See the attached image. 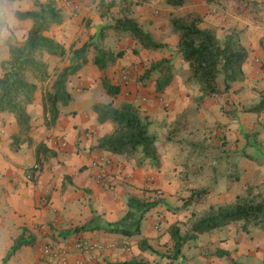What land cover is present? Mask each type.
<instances>
[{"label":"rangeland","instance_id":"1","mask_svg":"<svg viewBox=\"0 0 264 264\" xmlns=\"http://www.w3.org/2000/svg\"><path fill=\"white\" fill-rule=\"evenodd\" d=\"M47 1L50 0H40ZM53 1L62 9L65 19L63 23L53 26L51 34L65 43L67 48L80 47L86 41H91L93 36V43L99 42L106 48L122 50L124 53L115 64L101 70L93 62L95 47H90L88 64L69 78L68 89L73 99L68 105L60 106L61 113L66 110V115L68 114L63 115V121L79 123V120L90 122L93 119L95 124H99L95 119V103L113 101L114 105H120L131 101L151 116V133L156 135L158 149L162 151V154L159 153L160 166L153 164L148 158L144 159L142 153L123 156L127 165L133 168H152L153 175L149 180V187L136 188L139 192L134 194L121 190L119 193L122 199L119 204H114L117 205L118 217H121L128 209V198L131 195L160 200L161 203L147 213L142 225L143 232L146 230V234L150 236L143 237L144 240H153L156 252L149 250L147 255L141 252L138 254L137 250L134 251V245L142 240L140 236L124 238L118 234L107 244L115 249L113 254L107 255L103 260L113 263L136 257L149 262L157 261L158 264H231L214 255L217 249L222 248L228 250L238 264H264V231L259 221L247 224L238 221L199 234L184 244L182 253L177 258L174 257V242L169 233V227L174 223L181 226L183 233L190 229L211 204L231 205L238 201V196L264 197V152L257 148L255 156L246 149L248 145L258 147L259 142L264 141V117L260 116V112L253 111L264 99V60L260 54V41L264 40L261 33V28H264V0H187L185 4L175 6L170 5L167 0H129V4L117 0V6L105 17L101 16L100 0ZM125 5L130 7L129 14L151 32L154 39L164 43V47L145 49L130 33L117 31L112 27L105 29L104 39L99 38L100 27L116 23L123 16ZM201 5L202 8L199 7ZM193 6H198L197 9L203 15L204 26H209L211 19H214L216 24L211 26L216 28L221 39L228 31L241 30V38L248 47L249 54H252L251 59L256 69L246 75L245 80L234 83L225 93L202 95L200 83L190 76L189 64L178 50L179 34L172 27V19L187 14ZM37 7L36 0H0V19L3 22L0 26V76L1 61L9 57V42L19 44L24 41L32 26V20L18 19L15 11ZM235 23L237 26L231 25ZM250 25H255V28L245 36L244 32ZM165 57L171 59L173 66L174 79L170 85L176 79L178 83L172 88V92L168 93L169 86L159 93L155 85L159 72H151L149 75L146 72L154 61ZM43 58L50 63L53 73L56 67L61 70L70 63L69 57L44 54ZM105 75L113 83L121 85V94L115 99L103 86ZM54 78L38 88L36 99L39 101L30 107L33 122H42L44 118L41 113L42 98ZM12 120H15L13 113L1 112L0 128ZM44 124L46 125L45 119ZM44 124L35 127V135ZM110 127L113 131L116 123L108 121L101 128ZM33 131L32 128L28 133L11 134V131L4 139L11 141L9 146L12 150H19L13 143L27 139ZM15 135L19 137H13ZM165 150L171 151L173 155L168 162H164ZM23 152H18V159L24 156ZM40 154L44 159L48 152L42 149ZM253 162L262 163L263 170L252 179L247 171ZM42 169L43 165L37 177ZM18 177H22L20 172ZM124 180L121 185L125 187L128 181ZM116 185L105 184L110 191H115ZM109 195V199L116 202L114 194ZM200 197L202 200L197 201ZM185 202L190 203L184 205ZM167 203L171 205L168 206ZM72 242L67 241V244ZM99 255L102 256L103 252L97 257ZM41 259L44 264H52L48 255L42 251Z\"/></svg>","mask_w":264,"mask_h":264},{"label":"trees","instance_id":"2","mask_svg":"<svg viewBox=\"0 0 264 264\" xmlns=\"http://www.w3.org/2000/svg\"><path fill=\"white\" fill-rule=\"evenodd\" d=\"M15 1V0H10ZM130 3L129 0H123ZM148 1V0H141ZM170 5H183L187 0H167ZM118 4L117 0H100L101 16H107ZM36 9L16 10L18 19L32 20V26L24 41L19 44L9 42V57L1 61L2 75L0 76V113L10 112L20 127V132L28 133L31 129L32 116L28 106L33 104L36 93L41 84L48 82L52 77L54 81L43 95L44 117L48 126L54 125L61 113L60 106L68 105L72 99V93L68 89V81L71 75L76 74L88 62V52L94 46L96 54L94 64L101 70H105L116 63L123 56V51H115L91 41H86L80 47L67 48L65 43L51 34L53 26L63 23L65 16L53 0L40 2L36 0ZM129 5L122 10L123 16L110 26H101L99 38H105V29L112 27L117 31L130 33L146 49H160L164 43L154 39L151 32L144 29L139 21L129 14ZM203 15L197 11L189 12L183 16L172 19V27L179 34L177 47L190 67V76L197 79L201 85L202 95H218L229 91L232 85L246 79L245 63L249 58V49L241 38V30L228 31L223 39L217 33L215 27H204ZM3 24L0 19V26ZM260 47L264 51V40L260 41ZM44 54L59 58L69 57L70 63L63 69L54 73L50 63L43 58ZM159 72L155 80L156 91H165L174 79L173 66L170 58H162L154 61L147 74ZM54 74V75H53ZM103 86L113 99L121 93V85L113 83L105 75ZM98 122L112 121L116 123L115 129L98 138L95 147L121 155H137L142 153L144 159L148 158L155 165L160 166V155L157 146V137L150 131L151 116L139 105L131 101H125L120 105L98 102L93 105ZM264 110V99L255 106L253 111ZM14 137L18 138L19 135ZM27 140L31 141L28 136ZM22 142L16 140L14 147L19 148ZM55 154L40 143L37 148L36 161L43 165L41 150ZM37 176L34 177V180ZM198 198L197 201H201ZM189 201V200H188ZM160 200L147 199L140 195H131L128 198V209L117 221H104L100 215H93L92 219L82 226H77L76 231L102 230L106 233L121 234L126 237L140 235L143 220L147 213L160 204ZM190 202H185L184 205ZM167 205H171L167 203ZM171 207V206H170ZM259 221L264 231V197L238 196L234 204H211L184 233L179 224L174 223L169 227V233L174 242V257H179L184 244L197 235L223 228L234 222ZM36 239L32 235H22L4 257L3 264L7 263L12 255L23 245H34ZM139 247L142 250L156 252V249L145 240H140ZM215 256L228 260L231 264H238L228 250L217 249ZM107 264H158L136 257L132 259L107 262Z\"/></svg>","mask_w":264,"mask_h":264},{"label":"crops","instance_id":"3","mask_svg":"<svg viewBox=\"0 0 264 264\" xmlns=\"http://www.w3.org/2000/svg\"><path fill=\"white\" fill-rule=\"evenodd\" d=\"M187 6L190 7V5ZM197 8L198 6H193L187 13L199 12L200 10ZM210 23L216 24L214 19H211ZM236 23L231 25L237 26ZM211 24L209 26L202 25L213 27ZM254 28L255 25L248 26L244 35L246 36ZM261 30L264 36V28ZM261 52V59L264 60V51ZM251 56L252 54H249L248 61L244 66L246 75L256 69ZM176 83H178L177 79L174 84L169 85L168 93L177 86ZM37 101L39 100L35 99L34 103L28 106L30 114V107L37 104ZM41 106L43 115V100ZM66 112V110L62 111L58 121L52 126L44 124L45 117L41 120L42 122H33L34 118H32L31 128L34 131L30 134L31 141L27 139L21 141L22 145L18 148L19 150H12L9 146L11 141L4 139L10 135L11 131V134L20 132L16 118L3 126L2 129L0 128V264H3L4 257L22 235H32L36 239V243L21 246L5 264H44L45 262L41 259L42 250H40L42 244L66 245L67 241H75L79 237L91 238V240L107 245L118 234L106 233L102 230L78 232L75 228L86 224L93 215H100L104 221L119 220L126 213L125 211L121 217H118L116 212L117 205L114 204H119L122 199L119 192L127 190L130 194H134L139 192V188L149 187V180L153 175L152 168H133L123 160L124 155L95 147L98 138L112 132V127L101 128L108 121L99 123L96 114L95 119L97 118L99 124H95L93 119L90 122L82 120H79V123L67 122L63 121V115H66ZM260 114L261 117H264L263 110L260 111ZM66 119L70 120V118ZM40 124L44 125H41L40 130L37 131L39 133L35 135V127ZM40 143H43L51 152L54 151L55 154L48 152L43 159L40 176L32 182L27 179L26 173L37 159V148ZM168 148H172V146H168ZM257 148H261L264 152L263 140L259 142L258 147L248 145L246 149L254 155ZM21 151H24L22 154L24 156L18 159V152ZM158 152L162 154L159 149ZM258 154L260 157L262 156V154ZM163 158L164 162L170 161L173 158L171 151H163ZM261 164L253 162L249 165L247 173L252 175V179L254 175L262 173L263 166ZM19 172L22 175L21 178L18 177ZM124 179L126 182L128 181L125 187L121 185L125 181ZM105 184H117L116 190L110 191ZM110 193L114 194L116 202L109 199ZM168 201L170 200L168 199ZM146 233V230L143 232L142 229L138 236L144 240L143 237H150ZM63 237L66 239H62ZM124 238L131 237L124 236ZM139 242L134 245V251L137 250L138 254L141 252L143 255H147L149 250H142L139 247ZM147 243L155 248L153 240L148 239ZM114 250L111 247H105L102 250L103 255L97 257L95 264H107V261L103 259L107 255H112ZM151 262L157 261L152 260Z\"/></svg>","mask_w":264,"mask_h":264},{"label":"built area","instance_id":"4","mask_svg":"<svg viewBox=\"0 0 264 264\" xmlns=\"http://www.w3.org/2000/svg\"><path fill=\"white\" fill-rule=\"evenodd\" d=\"M41 171V164L35 162L27 169L26 177L34 180ZM105 247L102 242L91 240V238L79 237L70 245L48 243L41 247L43 253L48 255L52 264H95L97 254Z\"/></svg>","mask_w":264,"mask_h":264}]
</instances>
